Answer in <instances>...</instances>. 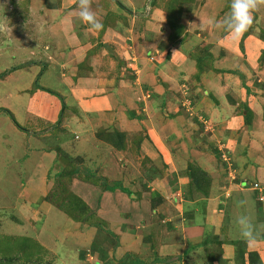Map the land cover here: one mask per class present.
Returning <instances> with one entry per match:
<instances>
[{
    "label": "crops",
    "instance_id": "0c3cea01",
    "mask_svg": "<svg viewBox=\"0 0 264 264\" xmlns=\"http://www.w3.org/2000/svg\"><path fill=\"white\" fill-rule=\"evenodd\" d=\"M0 1L6 10L18 9V29L14 32L17 48L28 51L43 45L45 50L37 56V62L45 60L46 67L40 83L33 89L30 78L17 101L22 106L23 121L27 120L22 124L33 121L42 132L38 138L49 136L53 141L52 145L38 147L39 158L27 184L36 179L38 193L42 198L47 194V188H43L48 186V170H54L56 164L52 151L56 145L82 158L79 167L118 182L122 188L133 186L142 175L146 177L142 183L157 190L155 182L179 170L184 174L187 163L192 162L211 177L210 193L208 197L197 194L204 201L202 206L191 203L175 207L162 222L165 226L155 222L160 206L149 211L151 200L144 193L140 199H133L132 193L129 197L118 188L101 190L81 181L78 175L68 186L118 235L117 246L109 251L116 259L130 252L153 264H264V40L260 37L264 34V6L254 13L249 31L234 40L224 28L204 26L209 20L222 23L231 3L195 0L180 20L184 32L170 40L165 12L148 5L150 0H121L122 5L116 0H92V10L104 25L98 32L79 18L78 0ZM6 16L0 18V38L4 41L9 38L4 34L9 36ZM1 50L4 47L0 45ZM191 54H201L208 67L218 71L206 68L197 80L196 61ZM53 81L66 89L60 94L62 109L60 100L46 86ZM30 89L32 94L28 95ZM242 103L252 112L249 124L244 120L245 110L236 112ZM6 109L21 125L18 112ZM240 126L241 134L229 142ZM99 129L124 132L123 148L115 150L97 139ZM223 136L229 157L224 154ZM215 147L224 156L223 162L231 158L229 166L224 163L226 171L221 164L214 165L219 162L217 153H213ZM59 162L63 167L59 165L55 175L65 167L64 158ZM220 181L223 184H218ZM27 195L28 190H23L15 206L18 219L10 216L8 223L14 226L7 224L5 234H23L31 239L20 244L28 247L25 258L31 260L30 264H69L68 258L77 255L62 245L68 234L82 246L80 250L88 251L94 227L76 232V222L67 216L72 221L63 219L68 223L62 233L58 231L64 236L54 233L56 228L52 226L57 240L45 241L44 228L49 223L44 217L39 227L35 226L40 220H33L37 209L26 206L30 201ZM173 198L174 202L182 200ZM238 201L245 203L239 206ZM23 212L29 218L20 219ZM241 214L252 218L260 234L254 247L240 238L235 220ZM123 225L131 226L132 231L122 230ZM59 242L62 252L57 253L53 246ZM240 250H244V260ZM249 252H256L258 259H248ZM154 254L160 260H154ZM24 264H29L26 259Z\"/></svg>",
    "mask_w": 264,
    "mask_h": 264
},
{
    "label": "rangeland",
    "instance_id": "374dc122",
    "mask_svg": "<svg viewBox=\"0 0 264 264\" xmlns=\"http://www.w3.org/2000/svg\"><path fill=\"white\" fill-rule=\"evenodd\" d=\"M152 1L153 0H150L148 5H150ZM116 2L122 5L121 0H116ZM227 3H231V0H227ZM11 5H14V2H11ZM5 8L7 7L6 6L4 7L0 1V18L7 15L4 18V20H6L5 22H7V25H9L8 27L9 36L7 32L4 33L5 36L9 38L5 39V41L4 39L0 38V41H1L0 45L1 47H4V50L0 51V104H3L4 106H6V107L0 108V224H1L0 225V256H1L0 259H2V256H4V258L5 257L10 258L11 256L13 258L18 257L19 260L16 261L15 264H24L25 259H26L25 257L28 256L27 255L28 253L26 252V248L28 247L25 246L24 248H22L20 244L27 243L31 239L28 237H25L23 234L19 236H9L5 234L7 231L6 228L8 227L7 224H10L11 227L14 226V224L8 223V221L9 222L11 221L10 216L13 215L15 216V218L18 219V217H16L18 214L15 213V210H16L15 206L17 204V201L21 199L23 190L25 189L28 190L27 198H30V201L28 200L30 204L26 203V206L29 209H31V205H32L34 208L37 209L36 213L34 214L33 220L35 221L39 219L40 222L37 223V225L35 226L39 227L44 217H46V221H48L49 223L48 226L44 228L45 233L43 235V238L45 241L50 239V241L54 242V240H57V237L54 236V233H59V232L62 233L63 230L65 229V224L68 223L66 221H63V219H66L67 221H72L73 219L71 220L70 218H67L66 214H62V211L60 212L56 207H54L50 202H48V200L46 201V198H45L48 193H49L48 198H55V195H59V194L63 195V193L60 190V187L62 186H60L59 183L56 182L55 169L58 170V166L63 165V163H60L59 160H62V158L64 157L56 153L54 149L55 146L52 148V151H54L53 152L55 153L54 156H56V160L54 161V163L56 164H54L55 166L54 170L51 168L48 170L47 172V179L49 180V182H47L48 186H45L43 188V190H46L47 188V194L42 198L41 196L42 194L38 193L36 189V186H37L36 179L34 182L27 184V179L28 180L30 179V174L32 173L33 168L35 170V164L37 163L38 158H39L40 150L38 149V147L41 146L40 144H43V146L52 145L53 141H52V138H50L49 136L48 138H44L43 140L42 138H38V137H41L40 134H42V132L37 131L36 127L34 126L36 125V123H34L33 121L30 120V122L32 123L28 122V123L22 124V122H27V120L23 121L22 116L24 114H23L22 106L18 105L17 101H19V98H18L20 97L19 95H22L23 91H25L24 87L27 86V84H29L30 78L33 77V81H32V83L34 84L33 89L36 88V84L38 82L40 83L42 75H43V71L45 70L46 67H44L43 65V62L45 60L37 62L38 60L37 56L40 52H43L45 50H44L43 45L38 48H34V50H28V51H20L17 48L19 42H17V40L15 39L16 35L14 34V32L18 29V25L15 21V18H17L15 15H18V12H17L18 9L16 8L12 10L10 8L9 10H6ZM10 41L12 42V46L7 48L11 44ZM240 49L242 51L241 43H240ZM11 68L13 69L10 70ZM34 72H36V74ZM6 75H9L8 76L9 78H4V76ZM49 84L50 85H46L50 88L48 90L52 92V94L55 95L60 100L61 103H63L62 101L63 99L60 94H62V92L64 93V91L66 90L64 86L55 81ZM31 89H30V92L27 93L28 95L32 94ZM25 98H27V96ZM6 108H14L16 112H18V117L20 118L21 125L20 124H18L19 126L15 125V123L11 119V116L6 111H4V109ZM241 109L242 107H238L237 108L238 111L236 110V112L238 113L239 111L241 112ZM263 115L264 114L262 113L261 119L264 121ZM241 128L242 126H240L239 130L235 132L233 136H231V139L229 142L235 141V139L241 134L240 133ZM223 129H224V125H223ZM218 137H219L218 138L219 140L222 139V136H218ZM241 139L242 138H240L239 140ZM223 141L225 142L224 148L226 151L227 140L224 138ZM246 141H249V140L247 139ZM263 141H264V138H263ZM227 152L228 151L224 152L226 157L228 156ZM67 155L71 156L68 153ZM251 158L253 159L255 158V156L252 155ZM214 159L216 160L215 157ZM223 159H224V156H221L220 154L219 162L216 161L215 164L214 163L213 164L216 166H219V164H221L224 167L226 163L229 166L230 165L229 162H232L231 158L230 159L225 158L224 162H223ZM81 164L82 162L79 163V166ZM64 166L66 168L69 167V164L67 161ZM79 166H78V169L81 171V176L80 175L78 176L80 177L81 181L88 182L90 185L99 187L101 190H104L103 188L104 183H101V181L100 182L98 181L96 184H94L92 182L93 181L92 178H95V177L98 178L100 176L96 175L95 172H90L88 169L84 167L82 168ZM217 168L219 171H221L220 169L221 167L220 168L217 167ZM223 169L225 171L227 170L225 167ZM37 173H40V171H38ZM165 173H167L166 169L162 170L163 176ZM86 175L91 176V177L89 178V180L84 181L82 178L85 177ZM184 176L187 178V180L183 178ZM143 178L144 180H146V177L141 175L136 181L135 180L133 181V186L135 187V190H133L134 189L133 186H128V185H125V186L123 185L124 186L123 190L122 188L120 190L126 193L129 197H130L129 194L132 193L133 199H140L142 197V193H144V195L147 197V200H151L150 202L151 209L149 211H152L153 208L160 206V209H159L160 214H159V217L158 216L155 217L156 218L155 222L160 221L161 225L163 226H165L166 223L162 224V222L167 221V218L169 217L168 213H170V211H174L175 207L180 209L181 206L188 207L191 203H194L196 205L200 203L199 197L197 195L198 193L188 192L189 180H188V176L186 175V171L184 174H183V170H179L175 173L173 172L171 174H167L166 175L167 179H163V180H159L155 182L153 185L157 184L156 187H158L157 189L158 192H156L157 190L154 189V186L147 187V185H144L142 183ZM154 178H157V177H154ZM71 180L72 179H70V181ZM70 181L68 182V184L70 183ZM107 183L110 186H115V187L120 186L118 185V182H112L108 179H107ZM218 184L220 185L223 184V181H220ZM67 188L71 191L68 185H67ZM124 189L126 192L124 191ZM74 194L83 200V198L79 194H76V193ZM173 197H176V198L178 197V200L180 198L182 200L174 202ZM86 204L91 209V211L96 215V217H98V219L104 220L103 218L97 216V213L94 210L95 208L90 207L88 203ZM154 212L156 213V210ZM25 216H28L29 218V215L27 212L21 213V216H19V218L25 220L24 219ZM152 216H155V214L153 213ZM73 222H76V221L73 220ZM108 224L106 222L107 227H109ZM76 225L78 226V228L77 227L73 228V230L76 232H79V231L82 232L85 227H89L87 223H81V222H76ZM52 226L56 228L54 233L51 230ZM126 226L127 225H123L121 227L122 230H125L126 228L127 230L132 231L131 226H127V227ZM90 227H93V226H90ZM134 228L135 227H133V232L135 231ZM94 229H95L94 235L96 236L97 228L94 227ZM60 233H59V236L62 238L64 234L61 235ZM31 236H34V235H31ZM71 236H72L71 234L65 235L64 236L65 242L62 243L60 241L62 245L66 244L65 246L66 248L73 249V252L76 253L77 255L76 257L68 258L69 264H76V263L77 264L79 263L80 264H94V262L96 264H102L104 263L103 261L97 260L99 253L91 252V246L93 242L95 241L99 248L105 249L108 252V255H109L108 257L110 258V257H114V255L109 254V251L112 252L113 244L115 243V241H119L118 235H117L118 238L109 237L107 240H105L104 237L94 236V239L92 240V243L88 251L83 250V251H87V253L85 257L82 258L81 261H83V263H81L78 260V257L79 259H81L80 249L82 248V246H79V244H77L76 242L77 240H75ZM60 242L58 243V245L53 246L56 249L57 253L58 251L62 252V249L59 248V246L61 245ZM32 243L36 244L34 241ZM43 260L44 259H41V261ZM110 263H113L112 259H110Z\"/></svg>",
    "mask_w": 264,
    "mask_h": 264
},
{
    "label": "trees",
    "instance_id": "16d2710c",
    "mask_svg": "<svg viewBox=\"0 0 264 264\" xmlns=\"http://www.w3.org/2000/svg\"><path fill=\"white\" fill-rule=\"evenodd\" d=\"M195 2V0H153L150 4L151 6H158L161 8L162 11L166 14V24L171 30V36L170 40L176 39L184 32V26L181 23V18L183 14H186L190 11V6ZM261 39L264 40V34L260 35ZM206 54V52H205ZM192 59L196 61V68L197 73L194 75V77L198 80L202 73L206 70V68H210L213 71H218V69H214L213 67H208L207 62L205 61V58L203 59L202 55H196L191 54ZM11 68L10 70H12ZM9 70V71H10ZM226 72L231 73H238L235 70H228ZM4 74V73H3ZM2 74V75H3ZM239 74V73H238ZM50 92V91H49ZM229 98V97H228ZM232 104H235V101L233 99H229ZM63 101V100H62ZM242 109L246 111L244 116V120L246 124L250 123L252 112L251 110L242 103L241 105ZM63 108V103H62ZM10 116L12 121L15 123V125L19 126L16 120L14 119L13 115L7 110L4 109ZM241 113V112H239ZM130 116H134L133 112H128ZM264 114V111H263ZM264 116V115H263ZM96 138L103 141L104 143L108 144L115 150H120L124 146V140H125V134L124 132L112 130L108 131L106 129H99L96 131ZM57 154L62 155L66 161L69 164V167H64L59 171V173L56 175V182L59 183L60 190L63 193V195H55V198H48V194L46 195V201L50 202L54 207H56L58 210L62 211L64 214H66L68 217L73 219L76 222L81 223H87L89 226L96 227V236L95 237H104L105 240H107L109 237L118 238L117 235L107 227L106 222L104 220L98 219L96 215L91 211V209L87 206V204L77 195H75L73 192H71L68 188V182L70 179L74 176L80 175L81 171L78 169L79 163L82 162V158L80 157H72L67 155L65 151H63L58 145L54 147ZM213 153H217V156H220V152L217 149V147L214 148ZM69 168V169H68ZM186 175L188 176L189 180V193H198L203 195L204 197H208L210 193V187H211V177L208 175V173L203 170L198 165L188 162L186 167ZM91 176H85L81 177L84 181L89 180ZM93 183L96 184L98 181L101 183H104L103 188L104 190H114L116 188L121 189V186H110L107 183V179L105 177H95L92 178ZM250 185H252L250 183ZM255 186V185H252ZM123 190V188H122ZM125 191V189H124ZM126 192V191H125ZM54 195V194H53ZM262 196L258 195L257 199L258 201H261ZM204 205V201H200L199 204L202 206ZM91 211V212H90ZM118 241H115L113 244V249L117 246ZM91 252L99 253L98 255V261H103L105 264H153L154 261H151L150 263L142 260L138 257V255L134 253L127 252L119 259H116L114 257H108V252L103 249L99 248L94 241L91 246ZM87 251H80V257L81 259L85 257ZM243 253L244 250H240V257L243 259ZM251 257H255L258 259L256 252H249L248 253V259ZM3 259V260H2ZM2 259H0V264H15L16 261L19 260L18 257L13 258L12 256L10 258H7L2 256ZM110 259H112L113 263H110ZM213 259V258H210ZM154 260H160L159 257L154 254ZM26 261L30 264L31 260L26 258ZM102 263V264H104ZM258 263V262H257Z\"/></svg>",
    "mask_w": 264,
    "mask_h": 264
},
{
    "label": "clouds",
    "instance_id": "9594fccd",
    "mask_svg": "<svg viewBox=\"0 0 264 264\" xmlns=\"http://www.w3.org/2000/svg\"><path fill=\"white\" fill-rule=\"evenodd\" d=\"M92 0H78L79 18L86 22L91 29L100 31L104 25L92 10ZM264 6V0H231L229 15L222 23L214 20L207 21L204 26L224 28L229 32L234 40L240 39L252 27L254 23V13ZM245 201H238L239 206H243ZM240 238L246 241L249 247H254L259 239V233L248 215L241 214L235 220Z\"/></svg>",
    "mask_w": 264,
    "mask_h": 264
},
{
    "label": "built area",
    "instance_id": "2783aa9c",
    "mask_svg": "<svg viewBox=\"0 0 264 264\" xmlns=\"http://www.w3.org/2000/svg\"><path fill=\"white\" fill-rule=\"evenodd\" d=\"M261 199V198H260Z\"/></svg>",
    "mask_w": 264,
    "mask_h": 264
}]
</instances>
